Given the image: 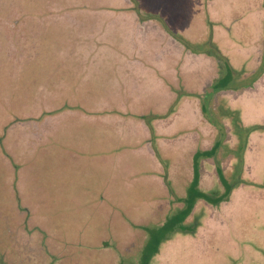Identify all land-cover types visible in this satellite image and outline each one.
Instances as JSON below:
<instances>
[{"label":"rangeland","instance_id":"374dc122","mask_svg":"<svg viewBox=\"0 0 264 264\" xmlns=\"http://www.w3.org/2000/svg\"><path fill=\"white\" fill-rule=\"evenodd\" d=\"M0 142L7 264L51 262L27 214L55 264H145L196 180L149 264H264V0H0Z\"/></svg>","mask_w":264,"mask_h":264},{"label":"trees","instance_id":"16d2710c","mask_svg":"<svg viewBox=\"0 0 264 264\" xmlns=\"http://www.w3.org/2000/svg\"><path fill=\"white\" fill-rule=\"evenodd\" d=\"M220 64V63H219ZM225 65H228V64H225L224 63V66H223V64H220V66L221 67H219L220 68V71L223 73V71H224V67H225ZM223 76H224V78H223ZM221 78H220V81H222V84H221V87H222V89L225 87V85H226V83H224V82H226V80L228 79V77H226L225 78V75H223ZM229 82V81H228ZM219 89H221V88H219ZM205 107H207V104L205 105V104H203V109H204V112H206V108ZM51 114H53V112H51ZM49 117H50V115H49ZM1 144V150L0 151H2L3 152V154L5 155V156H10V154H11V152L8 150V148H6V146L4 145V142H0ZM4 145V146H3ZM3 146V147H2ZM217 146L219 147V146H221V144L219 143V142H216V144H215V148H217ZM215 148L213 149V151L212 152H215ZM10 153V154H9ZM206 154H208V153H206ZM201 155V153H196L195 154V160L197 161L198 160V157ZM211 155V154H210ZM205 156H207V155H205ZM11 158L10 159H8V160H10V161H12L13 162V157H12V154H11V156H10ZM6 159V158H5ZM196 170L198 171V168H196ZM197 180L196 181H194L192 184H191V186H190V188H189V192H190V197H188V199H186V203L188 204H186V209H184L183 211H181V213L179 214V215H177V216H174L173 217V219H171V221H172V223H170V222H168V223H166V224H164V226L160 229V231L159 232H161V234H159L158 236L159 237H164L165 238V236H166V232H167V230L169 231V230H172L171 228H169V227H172L171 226V224H174V226L173 227H175L174 228V230H177L176 228H177V226L176 225H178V224H181L182 222H184V220H186V218H188L189 216H190V214L192 213V209H193V206H194V204H195V201H196V199L197 198H203V199H205L206 201H208V202H211V200L213 201V198H212V196L211 195H207V194H205V195H202V193L201 192H199L198 190H197ZM188 201V202H187ZM151 238V235H150V237H149V239H148V242L151 240L150 239ZM164 238H159L158 239V244H157V246L155 247V249L153 248V250L150 252V253H148L146 256H145V259H146V261H145V264H149V262L151 261V259L157 254V253H159V248H160V245H161V243L162 242H164ZM105 245L107 246L108 244L107 243H105ZM104 245V246H105ZM63 250V249H62Z\"/></svg>","mask_w":264,"mask_h":264},{"label":"flooded vegetation","instance_id":"af4514ba","mask_svg":"<svg viewBox=\"0 0 264 264\" xmlns=\"http://www.w3.org/2000/svg\"><path fill=\"white\" fill-rule=\"evenodd\" d=\"M20 211H22V208H20ZM28 215V214H27ZM25 215L24 218H22V221L17 225V230L16 233L18 234L17 236H19L20 238L22 239H25L26 240V243H27V246H28V243L34 241V239L36 237H39L41 238L40 242H41V246H39V250H40V255H45V260H49V258L51 259V262L49 264H55V262H57L58 258L56 255L52 254V252H50L51 250V246L50 245H47L46 244V240L48 238V234H46V230L45 228H42L34 223H32L30 221V216L32 214H30V216H27ZM27 217V218H26ZM3 224V223H2ZM0 234H1V229H0ZM1 242V241H0ZM130 249V248H129ZM34 251V250H33ZM51 255V257H50ZM38 256V257H39ZM141 260V258H140ZM18 261V260H16ZM16 261H11L10 264H17ZM0 264H7L4 260H3V257L1 256L0 257ZM98 264V263H96Z\"/></svg>","mask_w":264,"mask_h":264},{"label":"crops","instance_id":"0c3cea01","mask_svg":"<svg viewBox=\"0 0 264 264\" xmlns=\"http://www.w3.org/2000/svg\"><path fill=\"white\" fill-rule=\"evenodd\" d=\"M185 101V100H184Z\"/></svg>","mask_w":264,"mask_h":264}]
</instances>
